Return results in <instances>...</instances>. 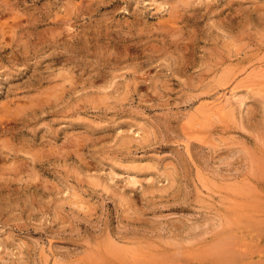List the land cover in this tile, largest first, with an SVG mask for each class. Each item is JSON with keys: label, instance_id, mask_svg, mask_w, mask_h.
<instances>
[{"label": "rangeland", "instance_id": "374dc122", "mask_svg": "<svg viewBox=\"0 0 264 264\" xmlns=\"http://www.w3.org/2000/svg\"><path fill=\"white\" fill-rule=\"evenodd\" d=\"M0 264H264V0H0Z\"/></svg>", "mask_w": 264, "mask_h": 264}]
</instances>
